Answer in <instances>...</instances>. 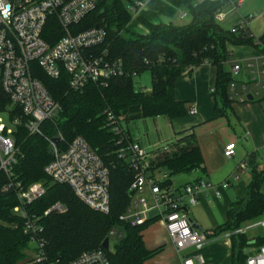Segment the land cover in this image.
<instances>
[{
  "label": "trees",
  "instance_id": "trees-1",
  "mask_svg": "<svg viewBox=\"0 0 264 264\" xmlns=\"http://www.w3.org/2000/svg\"><path fill=\"white\" fill-rule=\"evenodd\" d=\"M137 0H104L78 25L72 27L75 34L94 27L104 28L107 39L102 49H108L111 58L121 60L125 69L140 76L150 72V91H138L134 78L121 77L107 85H88L82 92L69 88V76L63 72L58 79L49 78L33 64V76L39 79L52 99L61 106L60 114L52 121L41 125L42 136H29L19 128L16 144L23 155L13 169V177L24 190L42 183L45 194L25 206V210L43 228V248L47 262L65 264L75 260L82 253L102 248L105 239L119 235L113 250H104L110 264H146L155 258L162 248L150 250L146 247L143 233L156 219L144 225H131L120 221L129 207L134 194L130 186L134 170L129 162L119 157L121 149L132 142L122 122L139 119L165 117L170 121L185 117L189 110L185 102L177 101L175 84L184 68L210 64L216 68L215 112L226 116L232 108L229 99V85L232 74L226 65L230 61L229 47L252 46L264 52V34L252 37L247 27L238 21L232 29L221 28L215 20L222 6L212 11L191 12V22L185 26L153 24L138 17V22L147 29L146 34H129L128 25L133 13L126 6L135 5ZM234 30V31H233ZM62 36L55 23L49 24L44 38L53 45ZM232 66V65H231ZM114 117V122L109 116ZM121 129L120 133L113 131ZM191 130L183 131L180 138L172 142L171 151L161 152L150 162V174L167 173L170 178L205 172L204 158ZM63 140L60 149H65L75 137L84 138L109 171L110 212L102 214L84 205L66 185L55 184L45 174V166L53 159L49 140ZM124 138V139H123ZM9 178L0 172V264H30L28 251L32 250L30 238L24 233V219L14 213L20 205L17 190L4 192ZM264 170L253 171L247 197L230 205L227 221L207 233L216 238L235 232L246 223L264 217ZM167 181L165 185H171ZM56 204L63 206V212L45 213ZM114 232V234H111ZM231 264H246L250 249L264 245V237H257L251 246L246 235L231 237Z\"/></svg>",
  "mask_w": 264,
  "mask_h": 264
},
{
  "label": "built area",
  "instance_id": "built-area-1",
  "mask_svg": "<svg viewBox=\"0 0 264 264\" xmlns=\"http://www.w3.org/2000/svg\"><path fill=\"white\" fill-rule=\"evenodd\" d=\"M102 1L0 0V172L9 178L2 190H17L20 205L15 207L14 213L25 221L24 233L30 238L34 252L30 264L58 263L47 262L43 252V228L24 209L45 194L43 184L36 183L24 190L13 177V169L23 157L16 144L15 133L23 128L29 136H42L41 125L52 121L61 112V106L52 99L43 83L33 76V64H38L52 79L60 78L63 72L67 73L69 88L74 92H82L90 84L103 86L113 79L137 77L136 72L129 73L125 69L121 60L111 58L108 49H102L107 39L104 28L94 27L77 34L71 31ZM242 3L243 0L237 1L238 6ZM143 6L144 1L137 0L129 10L138 14ZM51 23L57 24L62 32V36L53 45L44 38ZM239 23L247 27L246 20ZM230 72L233 80L238 79L236 82L242 88L241 93L237 94L232 85L229 96L231 101L264 103V52L246 65H232ZM214 92L215 87H212L210 93ZM249 96H252V101L248 99ZM196 114V109L189 110V115ZM109 120L114 122V117L110 115ZM113 131L120 133L121 129L114 127ZM56 139L59 144L63 140L60 134ZM53 140H49L53 159L45 166V174L53 183L68 186L88 208L108 214L109 171L101 159L80 136L75 137L65 149H60L59 144ZM162 150L169 151V145ZM235 153L234 143L224 147L223 156L226 159L233 158ZM119 157L129 162L134 170L130 186L134 197L120 221L135 226L157 219L164 225L178 252L190 249L199 252L209 239L205 233L193 228L188 209L194 207L198 203V195L212 189L211 186L203 181H195L180 191L172 184L165 185L172 178L167 173L150 174L151 155L133 142H128L120 150ZM248 164L244 161L238 165V173L232 174L231 180L237 181L240 173L248 171ZM229 186L230 183L226 182L215 187L216 195L219 196L220 191ZM53 211L63 212L64 208L56 204L45 215ZM152 211H156V214L150 218ZM255 229L264 231V219L246 223L235 232L226 234L231 239L234 235H247ZM182 263L205 264L198 255L187 256ZM65 264L110 263L106 252L100 248L84 252ZM246 264H264V245L247 257Z\"/></svg>",
  "mask_w": 264,
  "mask_h": 264
},
{
  "label": "crops",
  "instance_id": "crops-1",
  "mask_svg": "<svg viewBox=\"0 0 264 264\" xmlns=\"http://www.w3.org/2000/svg\"><path fill=\"white\" fill-rule=\"evenodd\" d=\"M143 1H144V6L138 12V16L143 17L145 20L153 24L163 23V24H173L176 26H185L191 22L192 11L206 12V11L215 10L216 8L222 6L215 16L216 23L221 28L230 30L238 21L246 20L247 31L252 37L257 39L264 34V5H261L258 9L247 7L246 10L241 13L240 10L243 7L244 1L241 6H238L237 2L234 3L231 0H224L222 4H219V2L214 3L213 2L214 0H143ZM184 14L185 16H183ZM187 18H189L188 22L183 24L182 21H184ZM136 29L140 30L139 34H146L148 32L147 29L141 25H139V27H137ZM229 51H230V55L233 54L234 56V60L231 63V65H235L237 63H242L246 65L252 59L259 57L261 53L258 49L252 46L229 47ZM239 77L240 76H238L237 78ZM215 82H216V68L210 64H203L197 67H187L182 70L180 77L177 79L175 84V97L177 101L185 102L186 104L188 103V105H190L189 109H196L197 114L194 115V121L191 124L182 123V119L173 120L177 122L178 124L177 128H174V126L172 125L173 121H170L168 119L170 123L169 127L170 129H172V133L170 134L167 131V139L169 140V142H167L166 144V146L170 145L172 142L179 139L180 138L179 134L183 131L191 130L189 133L194 134V136L196 137L197 144L200 147L204 158L205 172L197 171L198 175L195 178L182 177V175L176 176L172 178V186L176 189H179L180 191H182L186 186L194 183L195 181H203L211 186L212 189L201 192L198 195V203L194 207H189L188 209L189 219L192 221L193 224L199 225L201 228L203 225L201 220L196 218L194 215H191L193 209L199 206L205 207L211 215L213 214V211H217L219 209L224 210L225 221L223 223L221 224L216 223L215 228L211 230H204L202 228V232L205 233L206 235L207 233H211V231L218 228L220 225L224 224L227 221L228 211L230 205L233 202L237 200H244L247 197L248 186L252 180L253 171L257 170L256 165L258 163V162L256 163L254 156L251 157L252 156L251 155L249 157V159H251L250 165L253 168L251 170L252 172L251 177L248 181L241 180V175H244L247 171L244 173H240L239 179L237 181H232L231 175L236 173L237 170L233 171L228 176H225L226 178L222 182H219L217 184H212V182L207 181L206 177L211 176L213 172L216 170L215 166H217V163L222 158L220 157V155L223 156V151L226 144L220 146V153L214 159V163H213L211 156H208L206 154L200 139L196 136L194 125H198L201 123L203 124L210 117L220 116L215 112V100L212 94L210 93V89L214 87ZM235 104H238L236 103V100H234L232 104V110L234 111L237 108L236 106L238 107L240 106V110H242V113L244 114L243 116L244 121L242 120L244 122V125L250 127L252 130H254V128L256 127V131L257 132L259 131L261 134L260 135L261 143L264 144V114L262 112L255 111L252 106H248V105L247 107L241 105L235 106ZM253 110L256 112V114L254 113ZM239 112L240 111H238V114ZM130 138L132 139L133 143L138 144L147 153L152 155L151 153L153 152L148 151V148L150 146H146L144 142H142L141 140L133 138L131 134H130ZM254 155L256 157V154ZM223 158L225 159L224 156ZM263 160L264 159H261L260 161ZM226 182H229L230 186L226 189L221 190L220 195L217 196L216 190H214V188ZM261 192L264 194V183L261 187ZM263 219L264 217L258 220H263ZM157 225H158V229L160 228L162 231L167 232L164 225L156 219V222H154V226L157 227ZM256 230L258 229H255L251 231L252 233L250 232L251 234L249 233L246 235L251 243H255V239L257 237H261L259 234H256L254 232ZM146 234H148V238L150 240H153L152 239L153 237H151V234L149 233V229H147L143 233L144 242L148 249L154 250V248H150V246H148V242L146 241L147 240ZM262 237H264V233ZM216 238L208 237L209 239V241L207 242L208 246L207 245L204 246L199 251V253L192 249L183 252H178L172 240L170 241V245L173 247L174 251L179 256L185 252L194 251L195 253H198L196 255L200 256L205 264H231V247H232L231 239L227 238L226 233L224 234L223 237L219 236ZM153 241L155 242L156 240ZM217 242L218 244H216ZM203 251H204V256L201 254ZM184 258H185L184 256L181 257V264H183L182 261Z\"/></svg>",
  "mask_w": 264,
  "mask_h": 264
},
{
  "label": "rangeland",
  "instance_id": "rangeland-1",
  "mask_svg": "<svg viewBox=\"0 0 264 264\" xmlns=\"http://www.w3.org/2000/svg\"><path fill=\"white\" fill-rule=\"evenodd\" d=\"M223 1L224 0H214L213 2L214 3L219 2V4H222ZM231 1L236 3L238 0H231ZM243 1H244L243 7L240 10L241 13L244 12L247 7L258 9L261 5H264V0H243ZM126 6L128 7V9H130L133 5H129V3L126 2ZM132 13L134 17L131 20L130 24L128 25V31L125 34V36H129V34L140 33V30L136 29L137 27H139V25H141L138 22L139 16L134 12ZM189 18L182 21V23L183 24L187 23ZM233 60H234V56L233 54H231L230 61L226 65L227 69L229 70L231 69V63L233 62ZM237 80H233L230 83L229 91H231L232 85H234L236 88L235 89L236 93L239 94L241 93L242 88H241V84L236 82ZM134 86L138 91H149L151 89L150 72L148 71L144 72L140 76L134 78ZM260 99L261 98H258L257 100ZM236 103L238 104H235V106L241 105L247 107L248 105V106H252L255 111L263 113L264 103L245 102L243 104H240L238 101H236ZM236 107L237 108L234 111L232 110V108L229 109L226 112V116H218V117L213 116L208 118V120L205 121V123L203 124L201 123L198 125H194L196 136L200 139L206 154L208 156H211L213 163H214V159L220 153V146H222L223 144L227 145L230 143H234L236 145L235 157L231 159H226V158L224 159L223 156L220 155V157L222 158L217 163V166H215L216 170L213 172L211 176L206 177L207 181L212 182V184H217L219 182H222L226 178L225 176H228L233 171H236L237 165H240L243 161L249 163L248 164L249 170L244 175H241V180L248 181L251 177L252 174L251 170L253 168L250 165L251 159H249L251 155H252L251 157L254 156L256 163L258 162L256 165L257 170H264V160L260 161L261 159H264V144L261 143V137H260L261 134L259 131L258 132L256 131V127L254 128V130H252L250 127L244 125L243 122L244 114L242 113V110H240V106L239 107L236 106ZM187 108L188 110H190L189 109L190 105H188V103H187ZM238 111H240L241 114L240 112L238 114ZM255 111L254 113L256 114ZM181 119H182V123L191 124L194 121V116H191L188 113L185 117L180 118V120ZM169 125H170L169 120L162 117L139 119L132 121L130 123L122 122L123 129L128 130L133 138L141 140L142 142H144L146 146H150L148 148V151L153 152L151 153L152 154L151 159H153V161L161 152H166L165 150H162V146L163 147L166 146L167 142H169V140L167 139V131L170 134L172 133V129H170ZM172 125L174 126V128H177L178 124L177 122L173 121ZM171 145L172 144H170V146ZM172 148L173 147H170L169 151H171ZM254 154H256V157ZM197 175L198 173L194 172L189 175H182V177L195 178ZM191 215H194L196 218L201 220V222L203 223L202 228L204 230H211L215 228L216 223L221 224L225 221V213L224 210L221 209L217 211H213V214L211 215L205 207L199 206L192 210ZM148 229H149V233L151 234V237H153L152 239L156 240L155 242L153 240H150L148 238V234H146V238H147L146 241L148 242V246L154 249L158 247L162 248V251L158 255H156L155 258L150 260L147 264H181V257L193 256L199 253V252L195 253L194 251H188L179 256L174 251L173 247L170 245L171 239L167 232L162 231L160 228L158 229V225L156 227L154 226V224H151ZM254 232L256 234H259L261 237L264 233V231L260 229ZM223 236L224 234L221 235V237ZM119 239H120L119 235L111 236L110 238L111 250H113L115 244L119 242ZM216 244H218V242ZM206 245L207 243L205 244V246ZM201 254L204 256V251ZM28 255L30 259L34 258L33 249L28 251Z\"/></svg>",
  "mask_w": 264,
  "mask_h": 264
},
{
  "label": "water",
  "instance_id": "water-1",
  "mask_svg": "<svg viewBox=\"0 0 264 264\" xmlns=\"http://www.w3.org/2000/svg\"><path fill=\"white\" fill-rule=\"evenodd\" d=\"M248 99L250 101L253 100L252 96H249ZM53 141H54L55 144H59V140L58 139H54ZM51 153H52V151H51ZM155 214H156V211H152L150 213V215H149L150 218H152ZM193 228L194 229H197L198 231H201L202 232V228L199 225L193 224ZM250 244H251V246H253L255 243H250ZM109 248H110V244H109V239L107 238V239H105L104 243L102 244V249H104V250L107 251V250H109ZM250 252L253 253L254 252V248H251L250 249Z\"/></svg>",
  "mask_w": 264,
  "mask_h": 264
}]
</instances>
